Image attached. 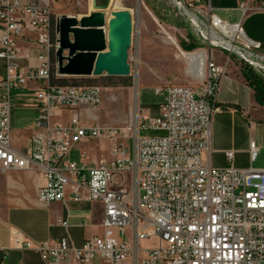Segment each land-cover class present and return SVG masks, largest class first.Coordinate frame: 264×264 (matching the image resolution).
I'll return each instance as SVG.
<instances>
[{"label": "built area", "instance_id": "obj_1", "mask_svg": "<svg viewBox=\"0 0 264 264\" xmlns=\"http://www.w3.org/2000/svg\"><path fill=\"white\" fill-rule=\"evenodd\" d=\"M50 3L0 0V59L5 63L0 171L37 166L44 178L38 189L42 204L63 200L67 190L74 201H99L103 233L76 247L68 238L32 241L16 232L15 246L35 250L44 264H264V168L235 167L232 151L225 152L229 164L224 167L202 160L213 114L219 111L213 99L223 66L209 53L198 85L156 88L157 114H138L133 130L92 124L82 119L81 111L95 119L92 111L100 104L103 87L50 82L52 67L60 76L51 60L59 35ZM179 6L191 13L190 24L201 44L236 55L264 79L262 45L244 34L241 22L221 19L208 5L191 12ZM239 8L242 15L248 11L245 4ZM28 82L39 83L32 99L38 111L33 133L24 146L15 147L12 90ZM92 138L127 142L112 149V159H69L77 143ZM257 151L250 140V161ZM144 242L148 245L142 246Z\"/></svg>", "mask_w": 264, "mask_h": 264}, {"label": "crops", "instance_id": "obj_2", "mask_svg": "<svg viewBox=\"0 0 264 264\" xmlns=\"http://www.w3.org/2000/svg\"><path fill=\"white\" fill-rule=\"evenodd\" d=\"M180 3L193 11L208 5L210 12L221 19L241 22L244 34L260 42L264 52V8H257L264 7V0H180ZM240 4L248 7L245 15H242ZM20 45L25 47V41H20ZM214 58L223 66L224 73L219 78L213 99L219 111L213 114L211 139L208 148L202 153V160L212 167H224L229 164L225 152L232 151V164L235 167H252L259 153L264 151V105L257 103L253 89L241 73V65L234 62L222 64L218 55ZM191 60L202 61L203 53L194 54ZM0 63L5 74L4 60L0 59ZM38 86L37 82H28L15 88V98L22 101L21 106L31 107L35 111L32 122L23 127L24 141L19 146H24L34 131L38 104L32 100V95ZM156 112L158 110L152 113L156 115ZM92 115L98 120V115L93 111ZM13 123L12 113V131ZM250 140L258 147L253 161H250L248 153ZM68 157L74 160L69 154ZM87 159L97 160L94 157ZM43 183L44 178L35 165L31 169L0 171V263L44 264L35 250L15 246L13 237L16 232L32 241L57 242L68 238L76 247L87 238L103 233V207L99 201H74L67 190L63 200L42 204L38 201V189ZM64 221L67 226L62 224ZM109 232L112 233L111 230Z\"/></svg>", "mask_w": 264, "mask_h": 264}, {"label": "rangeland", "instance_id": "obj_3", "mask_svg": "<svg viewBox=\"0 0 264 264\" xmlns=\"http://www.w3.org/2000/svg\"><path fill=\"white\" fill-rule=\"evenodd\" d=\"M113 4V5H112ZM95 6H103L107 14L114 10L127 9L132 18L131 45L128 49V63L130 64L131 85H106L101 92L100 104L94 109L98 120H91L86 110L81 111L83 120L92 124L112 125L126 129L135 128L138 114L148 117L154 115L143 106L160 102V96L155 89L164 85H198L196 76H204L203 67L199 62L192 61L196 53L218 55L222 64L234 62L243 65L244 62L236 55L221 51L218 47L201 44L195 36L190 24V18L183 14L179 4L173 0H51V13L54 18L60 16L81 17L93 11ZM188 11H192L186 7ZM186 38V40L184 39ZM196 41L201 46L188 50L184 48L188 43ZM217 60V59H215ZM3 65L0 63V76H3ZM102 76H62L69 80L84 81L85 79H99ZM12 90V113L14 117L12 144L19 147L23 143V127L32 122L35 111L31 107L21 106L22 101L15 98ZM31 98V95H28ZM33 97V95H32ZM29 104V103H27ZM157 113V112H156ZM65 116V113H63ZM119 142L126 143L124 138H92L77 143L69 153L70 158L78 161L87 156L99 159H112V149ZM264 151L260 152L253 168H264ZM117 239L118 234L112 233ZM148 243H142V246Z\"/></svg>", "mask_w": 264, "mask_h": 264}, {"label": "water", "instance_id": "obj_4", "mask_svg": "<svg viewBox=\"0 0 264 264\" xmlns=\"http://www.w3.org/2000/svg\"><path fill=\"white\" fill-rule=\"evenodd\" d=\"M180 4V0H173ZM87 15L60 16L55 19L58 47L55 61L62 76L130 75L128 49L131 45L132 18L127 9L114 10L106 17L103 6ZM191 17V13H184ZM200 67L204 64L198 63ZM198 82L203 76H196Z\"/></svg>", "mask_w": 264, "mask_h": 264}, {"label": "trees", "instance_id": "obj_5", "mask_svg": "<svg viewBox=\"0 0 264 264\" xmlns=\"http://www.w3.org/2000/svg\"><path fill=\"white\" fill-rule=\"evenodd\" d=\"M52 26L55 28V18L52 15ZM201 46L198 42L192 41L184 46V48H187L188 50H193L197 47ZM52 65L55 62V56L52 54L51 57ZM241 73L246 80L247 84L253 89L255 99L258 104L264 105V79L257 74L249 65L244 63L241 65ZM102 82L101 84L103 86L106 85H116L120 84L122 86H130L131 81L130 77H110V76H104L99 77V79H85L84 81H77V80H69L65 77H60L55 75V69L52 67V73L50 77V82L52 84H72V85H79V84H96L99 85L98 82ZM101 86V85H100ZM147 108H149L152 112L158 110V104L157 103H150L143 105Z\"/></svg>", "mask_w": 264, "mask_h": 264}, {"label": "bare ground", "instance_id": "obj_6", "mask_svg": "<svg viewBox=\"0 0 264 264\" xmlns=\"http://www.w3.org/2000/svg\"><path fill=\"white\" fill-rule=\"evenodd\" d=\"M113 3L117 2V0H112ZM113 5V4H112ZM106 13V12H105ZM110 13V12H109ZM109 13L107 14L106 13V17H109ZM205 57H206V53L204 54L203 53V60H205Z\"/></svg>", "mask_w": 264, "mask_h": 264}]
</instances>
